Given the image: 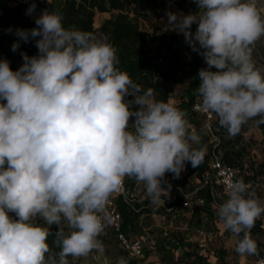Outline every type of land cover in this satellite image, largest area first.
<instances>
[{
  "label": "clouds",
  "instance_id": "obj_1",
  "mask_svg": "<svg viewBox=\"0 0 264 264\" xmlns=\"http://www.w3.org/2000/svg\"><path fill=\"white\" fill-rule=\"evenodd\" d=\"M195 2L198 13H166L165 30L182 34L205 60L208 67L198 72L201 107L234 136L249 120L264 123V70L252 57L264 37V9L256 0ZM35 9L32 3L26 14ZM35 24L15 34L24 42L39 37V54L21 53L15 71L0 60V264H69L70 256L103 254L98 237L126 177L142 182L156 204L171 188L162 187L166 173L179 178L186 163L197 168L204 156L186 113L156 100L153 89L118 68L117 49L106 37L65 28L58 12L43 11ZM224 193L216 215L237 238L235 252L259 257L250 233L264 201L243 179L228 183ZM52 235L58 252L48 242Z\"/></svg>",
  "mask_w": 264,
  "mask_h": 264
},
{
  "label": "trees",
  "instance_id": "obj_2",
  "mask_svg": "<svg viewBox=\"0 0 264 264\" xmlns=\"http://www.w3.org/2000/svg\"><path fill=\"white\" fill-rule=\"evenodd\" d=\"M136 2L135 6L140 13L151 11L154 13L161 12L163 5L161 0H132ZM35 3L36 9L28 15L27 9ZM175 3L179 4L182 8L187 4L188 8L193 14L198 13V8L195 0H178ZM58 12L63 16V25L65 28H76L84 32L95 34L96 30L93 28V17L95 12L112 14L109 19L103 21L99 28V32L107 38L117 49V56L119 64L117 65L122 71H126L131 79L142 89L151 88L154 90L155 99L167 102L168 93L167 86L172 84H179L184 78L189 79L188 87L185 89L181 96L178 108L186 113V119L190 125H198L201 118L191 111V106L199 98L197 88L200 84L198 72L205 65V60L202 56L194 52L192 48L185 42L184 36L178 34L176 31L166 30L159 35L152 33L148 35L142 31L140 24L135 17H130L126 11L125 3L123 0H58L47 2L46 0H0V30L15 31L17 29H32L37 27L35 19L39 17L43 11ZM38 13V15H34ZM197 25L193 24L191 31L195 33ZM39 39L30 38L28 42L19 40V48L15 51L16 57L23 63L21 53H26L29 57L38 55V49L35 41ZM155 43V47L151 53L145 49L147 43ZM10 67L13 71L17 70L20 66L14 65L12 57L7 55ZM127 100H134V97L128 96ZM132 106L133 111L139 108ZM215 114V113H214ZM135 117L130 118V124H134ZM215 127L218 128L219 136L222 137L227 130L220 126L219 118L215 114ZM261 127H263L261 125ZM240 132L236 135H231L227 139L220 138L219 149H222L221 160L224 164L236 168H242L243 150L238 148V140L241 141ZM208 138L205 136L203 141L197 147H202L205 150V141ZM208 155L204 154L202 163L196 168L202 171L208 165ZM189 166L191 164L189 163ZM128 180L127 177L125 178ZM172 183L175 184L172 178ZM247 181V178L244 177ZM147 202V201H145ZM123 218V230L127 233L138 231L139 214L129 213L122 205L118 206ZM162 219L168 218L169 221L179 220L185 217L184 213L178 208H174L171 212L165 213L161 208ZM211 210L209 207L198 210L197 214L203 215L207 220L213 224V218L210 216ZM192 217V215H191ZM189 218L192 221V218ZM172 218V219H171ZM35 223L43 225V220L37 218ZM203 230V227L200 226ZM56 226H52V232L55 233ZM206 230V229H205ZM150 235V233H149ZM113 237L111 230L107 226L105 231L98 237L103 243L109 241ZM168 238V239H167ZM166 239L146 240L144 257L137 260H126L127 264H147L148 252H153L157 249L166 248ZM54 235L49 236L48 242L55 252L60 249L53 243ZM179 245L182 244V239H175ZM179 241V242H178ZM164 252V250H162ZM203 260V264L207 263V255L203 257L197 253L193 254L192 259L181 256V263L184 264H199ZM222 261V259H220Z\"/></svg>",
  "mask_w": 264,
  "mask_h": 264
},
{
  "label": "rangeland",
  "instance_id": "obj_3",
  "mask_svg": "<svg viewBox=\"0 0 264 264\" xmlns=\"http://www.w3.org/2000/svg\"><path fill=\"white\" fill-rule=\"evenodd\" d=\"M47 2L58 1V0H46ZM125 3V8L130 17H135L142 31L146 32L148 35L152 33H157L158 35L165 30V25L167 24V14L168 12H173L177 14H193L186 4L183 8L175 3L178 0H161L163 5L161 6V12L154 13L151 11H146L145 13H140L136 8V2L132 0H123ZM137 1V0H136ZM257 7L264 9V0H256ZM116 12L109 13H98L95 12L93 17V28L96 30L95 36L98 38L104 37L103 34L99 32V28L104 20L109 19L112 14ZM264 14V12H262ZM38 15V13H34ZM15 31L0 30V60H8L7 55H10L13 60L14 65L21 66L23 63L19 61L16 57L15 52L11 50L13 43L19 41V38L16 36ZM155 47V43H147L145 49L151 53V50ZM253 60L258 68L264 70V37L258 40L253 45L252 51ZM205 64L203 68H207ZM215 71L216 69H211ZM189 79L186 77L179 84H170L167 86L168 99L167 102H172L177 108L179 102L181 101V96L183 95L185 89L188 87ZM139 108L138 105H134ZM260 117H256L252 120H249L246 124L241 127V132L246 133V139H243L239 142L238 148L243 150L242 156V168H236L240 175L244 178L246 177L248 181H253L254 191L256 196L264 201V123H260ZM131 125V124H130ZM261 125L263 127H261ZM232 137L228 133H224L221 139H227ZM210 140L205 141V154L209 153L211 150ZM223 150L219 149L218 153L221 156ZM172 173H166L164 180L166 183L162 184V187L168 189L169 184H172ZM127 182L130 186L131 191L136 194L138 197H141L142 200H145L151 205V207H157L160 201L156 204L150 202L149 198L146 195L145 185L142 182H137L134 177H127ZM168 193L162 197V199H167ZM211 210V209H210ZM161 208L158 207L156 210L148 209L145 211L144 217L142 220L148 224H152V232L150 235L155 233V236L158 239L169 238L170 241L167 242L164 252L162 249H157L153 252H148L146 262L147 264H178L181 263L180 252L182 249H185L189 246L192 241H197L199 243L198 234L203 231L207 236H213L217 232L216 227L210 223L208 217L201 214H193L192 217L188 213H184L185 217L179 220H172L166 217L162 219ZM13 218L15 217L14 213H9ZM210 216L212 218L217 217L216 212L211 210ZM192 218L190 221L189 218ZM172 219V218H171ZM36 221V220H35ZM34 221V222H35ZM202 226L203 230L200 229ZM220 230L223 231L222 236L219 239L213 238L211 241L206 243L205 251L204 249L199 250L198 254H208V249L211 251V254L207 256V263L209 264H255L256 256H247L243 257L238 255L235 252V241L236 237L233 234L224 229V226L219 225ZM206 229V230H205ZM142 233L138 230L135 232V235L140 236ZM251 236L256 241L258 246V251L261 258H264V215L261 216L255 223V226L251 229ZM149 235V234H148ZM243 234H241L242 236ZM147 236L145 233L143 237ZM190 237L191 240L188 238ZM175 239H182V244L179 245L175 242ZM168 239V238H167ZM207 239V238H206ZM184 241V242H183ZM179 242V241H178ZM103 243V242H102ZM196 243V242H192ZM192 245V244H191ZM104 253L100 254L98 252H92L87 257L73 258L68 257L69 264H105L106 258L108 264H115L117 258H124L123 253L120 251V248L114 239L110 237L109 241L103 243ZM198 248V247H197ZM204 251V253H203ZM222 259V261L220 260ZM203 260L199 264H203Z\"/></svg>",
  "mask_w": 264,
  "mask_h": 264
},
{
  "label": "built area",
  "instance_id": "obj_4",
  "mask_svg": "<svg viewBox=\"0 0 264 264\" xmlns=\"http://www.w3.org/2000/svg\"><path fill=\"white\" fill-rule=\"evenodd\" d=\"M191 111L201 118L200 124L191 125L192 130L196 131L201 136V142L206 136L212 144L211 150L207 153L209 160L208 165L202 171H199L196 168H191L189 163H186L185 169L181 172L179 178H174L173 174H171L175 184L171 182V188L169 192H167V199H161L157 207H151L150 204L145 203V200H142L141 197L134 194L126 179L124 180L123 190L110 198L108 204L110 218L107 226L111 230L125 260L142 259L144 257L146 245L144 238L133 233H127L123 230V218L118 208L119 204L129 213L139 214L140 218L144 216L146 210H156L158 207L162 208L165 213H169L174 208H178L183 213L186 212L193 215L205 206L216 212L217 206L226 199L224 193L226 185L237 179L244 180L235 167L228 166L221 160V156L218 153L220 131L214 124L215 114L212 112H205L202 109L200 96L191 106ZM240 138L241 141L246 139V133L240 132ZM244 182L251 185V190L254 189L253 181L244 180ZM213 224L217 229L214 235L216 237H221L223 231L220 230L219 225L224 226L223 223L218 217H215ZM224 229L226 228L224 227ZM147 232H152V227H148ZM202 233L203 231L200 232V235H202ZM148 234L149 233H147V235ZM188 238L191 240L190 237ZM207 242H209V239L205 234V248ZM198 244V246L204 245L201 240H199ZM209 252L211 253L208 249V253ZM260 258L261 257H256L255 264Z\"/></svg>",
  "mask_w": 264,
  "mask_h": 264
},
{
  "label": "crops",
  "instance_id": "obj_5",
  "mask_svg": "<svg viewBox=\"0 0 264 264\" xmlns=\"http://www.w3.org/2000/svg\"><path fill=\"white\" fill-rule=\"evenodd\" d=\"M144 217V216H143ZM143 217H141L139 220H138V230L140 231V233H142L141 235H140V237H142V238H144V240L146 241L147 239L148 240H156V239H158L156 236H155V233L154 234H152V235H147V236H145V237H143V235L146 233H148L147 232V228L148 227H151V225L152 224H148L147 225V223L145 222V220L143 221L142 220V218ZM215 218V217H214ZM213 218V219H214ZM214 225V224H213ZM198 238H199V240H201V241H203V246H198L199 244H198V242L197 241H192V242H196V243H190L189 244V246L188 247H186L185 249H182V251L180 252V256H183V257H186V258H188V259H192L193 258V254L194 253H197L198 254V252H199V250H202V249H204V251H205V232H203L202 233V235H200V233L198 234V237L196 238V240H198ZM213 238H216V239H219L220 237H216L215 235H213L212 237L211 236H208V239H209V241H211ZM198 240V241H199ZM184 242V241H183ZM192 244V245H191ZM165 247V246H164ZM198 247V248H197ZM162 250H164V249H162ZM204 251H203V253H204ZM211 253L209 252L208 254H199V255H202L203 257H205V255H210ZM213 264H215V263H213Z\"/></svg>",
  "mask_w": 264,
  "mask_h": 264
}]
</instances>
